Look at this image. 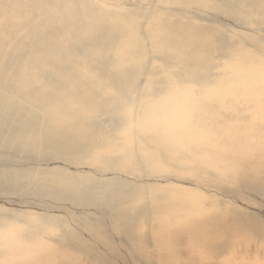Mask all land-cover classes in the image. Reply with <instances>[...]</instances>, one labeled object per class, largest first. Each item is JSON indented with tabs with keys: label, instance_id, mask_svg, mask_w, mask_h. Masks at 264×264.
<instances>
[{
	"label": "bare ground",
	"instance_id": "obj_1",
	"mask_svg": "<svg viewBox=\"0 0 264 264\" xmlns=\"http://www.w3.org/2000/svg\"><path fill=\"white\" fill-rule=\"evenodd\" d=\"M39 1L41 6L50 8L52 18L32 7L26 9L21 0H15L16 9L27 16L22 23L27 26L26 32L33 39L28 43L21 39L20 45L15 44L16 48L3 55L0 64V198L6 190L7 198L17 208L22 203L19 199L41 197L33 185L39 182L77 191L82 196L87 191H100L108 196L114 194L115 202L110 203L112 205L98 204L84 213L89 214L86 226L97 234L106 235L102 236V240L110 251L107 252V259H101L85 236L74 229H65L60 224H56L59 235L56 239H51L55 246L43 242L28 246L46 228V224L40 219H32L25 222L24 229H14L17 232L15 235L9 231L10 227L6 230L0 224V241L6 246L0 252V257L10 253L6 255L5 264H194L190 259V263L185 262L183 253L188 249L191 251L202 247L207 250L202 257L197 256L196 264H211L216 259L222 260L224 264H250L252 259L261 261L257 251L244 255L246 257L239 256L241 249L250 242H237L248 240L245 235L247 232L244 234L238 229L240 224V229L247 227L264 232V220L260 219V216L264 217V212L253 207L233 206L228 203V199L244 201V205L248 203L264 209V123L253 120L262 108L246 116L241 114L244 112L242 107H222L226 100L220 103L209 102V110L205 113L206 123L215 125L221 131L235 128L241 137L224 150H209L205 154H199L196 145L190 148V122L184 125L176 112L171 114L173 119L166 122L164 118L169 114L163 112V106L187 112L190 116V100L182 102L179 99H169L168 96L176 94L182 85H191L196 90H201L204 87L210 88L213 83L221 84L223 78L211 74V71L216 64L225 65L231 55H241L240 69L232 71L231 75L247 73L242 83H249L251 86L253 81L258 80V74H264V67L254 68L257 60L247 57L250 52H239L235 47L229 50L224 33H219L223 31L221 28L217 29L210 24L204 27L196 22L224 23L250 32L251 35H246L244 42L251 46L254 52L251 56L264 57V48L261 49L256 43L262 38H254L253 30L245 25L251 22L255 26L264 25V0H192L190 4L186 3L187 0H160L157 3L160 13L153 16L143 31L146 12L131 13L136 10V6L122 3L120 6L123 8L116 10L104 0ZM146 1L148 4L152 3L151 0H140ZM27 2L34 4L35 0ZM255 2L262 5L261 12H258ZM191 7L193 10H190ZM234 13H240L241 16L235 18ZM87 14L93 19L88 20ZM190 16L196 23L185 21ZM232 19L234 22H231ZM222 41H225V46ZM119 45L123 46L122 50L118 48ZM147 51L150 52L151 59ZM215 56L220 57L217 62L212 60ZM139 59L149 61L151 67L148 71L139 69L143 65L138 63ZM262 62L264 65V61ZM139 73L148 79L138 83ZM68 75H80L84 80L79 82L72 79L71 86L68 87ZM157 86L159 89L155 92L153 89ZM22 88L28 89L21 91ZM80 88L93 96L103 93L106 99L83 101L71 110L67 106L56 104L55 97L49 98V110H55V117L63 121H49L46 124L35 114L41 108V101L32 114L31 108L27 106L30 115H24L28 111L19 106L28 100H46L53 91H61L63 95L77 99V96H71L70 91ZM263 90L264 81H261L254 86L252 92ZM136 93L138 97L134 101L132 95ZM121 96L127 98V106L139 103L137 109L131 110L127 116V120H132L133 117L139 119L136 120L140 130L137 131L138 140L142 142L149 136L157 138L156 133H159V141L151 143L157 149L180 139L182 142L174 146L170 156H178L180 162L201 167L204 178L210 177L207 181L215 194L201 198L208 202L209 208L206 210L196 205L190 207V204L176 202L187 199V193H190L187 188L161 187L151 193L149 201H158V215L166 217L160 227L161 237L157 239L155 246L147 240V232H141L144 226L145 230L148 229L149 215L138 217L134 207L125 206L126 202L131 201V197L139 198L138 194L120 188L117 182L103 181L98 174L87 182L72 178L63 171L84 173L86 170L79 168L77 163L74 167L66 164V161L74 152H86L92 146L104 148L98 138L107 137L111 139L108 143L112 145L118 143V137L111 129V121L116 116L114 110L123 107L117 104ZM144 98L150 100L145 101ZM151 99H155L160 106L151 112L141 113L143 105ZM228 100L231 101L230 98ZM107 106L109 110H105ZM87 112L93 117L82 118L78 115ZM261 115L264 116L263 113ZM232 120H237V125L227 127L224 124ZM174 125L180 127L181 131L170 133L169 138L167 136L161 139V132L163 134ZM245 128H249L250 132H245ZM209 141H196L195 144L200 147L209 144ZM118 144L122 146L121 143ZM253 150L258 154L255 157L252 154L242 155L243 151L251 153ZM17 154L22 155L19 156L20 161L15 160ZM167 156L162 151H156L155 160L159 167L168 162ZM26 158H29L27 163L24 162ZM36 159L43 162L56 161L53 166H60L61 169L43 171L35 166ZM131 159L136 163L135 168L138 167L143 172L138 165L144 167L145 160L134 152L113 157L109 165L125 166ZM46 166L50 167L51 164ZM0 203L8 206L1 200ZM29 204L31 208L34 207L33 203ZM40 208L42 215H47L46 212L51 209L48 206ZM165 208H168L166 212ZM12 213L17 212L13 209L0 212L2 216L13 218ZM62 222L67 223L68 220ZM138 228L140 231L136 233ZM108 231L114 238H118L117 242L110 239ZM78 240H82L84 244L78 243ZM177 241L182 242L184 251H181ZM16 244L20 249L23 246L25 251L19 259L14 260L15 254L10 252V248L16 247ZM68 251H74L78 256H73ZM159 258L161 259L158 260Z\"/></svg>",
	"mask_w": 264,
	"mask_h": 264
},
{
	"label": "rangeland",
	"instance_id": "obj_2",
	"mask_svg": "<svg viewBox=\"0 0 264 264\" xmlns=\"http://www.w3.org/2000/svg\"><path fill=\"white\" fill-rule=\"evenodd\" d=\"M23 4H25L26 9L29 7H32L35 11L40 13H46L48 18L53 17V13L48 7H43L39 3V0H35L34 4H31L27 2V0H21ZM107 5H110L111 7H115L116 10H119L121 7L120 5L122 3H125L129 6H136L135 9L131 13H134L136 11H144L146 12V18L144 19V23L142 24V31L146 28V25L151 21L153 16L156 13H160V10L158 9L157 3H159L160 0H151L152 3L148 4L146 2H140V0H109L107 2ZM192 0H187L186 3L190 4ZM247 1V0H245ZM112 2V3H111ZM141 4H144L142 6ZM255 5L257 7L258 12L262 11V5L257 2H255ZM127 7V6H126ZM140 8V9H138ZM100 9V8H99ZM167 10V9H165ZM190 10H193L191 7ZM92 11H95V9H92ZM195 11V10H194ZM241 14L234 13V17H240ZM24 18H27L25 13H21L16 9L15 6V0H0V64L2 62L3 55L12 50L15 47V44L20 45L22 43L21 39L28 43L32 41V37H30V34L27 33V26L23 25L22 20ZM192 16H190L189 19H186L185 21H192V23H196L197 25L201 26H208V24L213 25L217 29H222L223 31H219V33H224L226 39L229 43V50L232 48H236L237 51L247 50L250 52V56H247L248 58H255L257 60V65L254 68H263V62L264 57L262 55H256V57H252L251 53L252 48L249 44H246L244 42L246 35H251L250 32L244 31L240 28H236L233 25H228L224 23H212L209 21H193ZM87 19L92 20L88 14ZM148 20V22L146 21ZM231 22H234V19L231 20ZM250 29L253 30L252 35L254 38L259 39L258 43L262 48H264V25H254L253 22L245 24ZM259 26V27H258ZM263 28V29H262ZM260 29V30H259ZM263 31V32H261ZM218 34V33H216ZM262 40V41H261ZM223 44H226L225 41H222ZM225 46V45H224ZM119 49H123L122 45H119ZM20 50V49H19ZM18 50V51H19ZM148 52V51H147ZM262 52L264 54V49H262ZM148 57L151 59V54L148 52ZM147 57V58H148ZM219 56H215L212 58L213 62H217L219 60ZM139 59L138 63H141L142 66H140V70L144 69V71H148V68L151 67V64L149 61L143 62ZM240 62H241V55H231L225 65L216 64L214 68L211 71V74L218 75L219 77L223 78L221 84H212V86L204 87L201 90H196L194 86L191 85H182L179 91L176 94L169 95V99H179L182 102H186L190 100V116L187 112H179L175 109H171L167 106H163V112L165 114H169L167 118H164L167 122L169 119H173L172 113L176 112L178 114V119L180 122H182L184 125L190 122V148L194 147L196 145L198 148L196 149L199 154H205L204 152H207L209 150L213 152H217L220 150H224L228 146H232L233 143L236 142V140H239L241 137V134L237 132V130L231 129L230 131H221L218 129L215 125H209L207 122V119L205 117V113L209 110V102L214 103H220L226 100V103L222 105V107H229L236 109L238 107H242L244 110L243 113L246 116L252 111H255L256 109L262 108L261 111H259L256 115V117L253 118V120L258 123H264V90L258 91L257 93L252 92L253 88L256 84H259L261 81H264V74H258V80L253 81L251 83V86L249 83H242L244 79L247 77V73H243L241 75H231L232 71H237L240 69ZM239 65V66H238ZM236 68V69H235ZM21 75L22 73L19 72ZM226 76V77H225ZM159 79V77H156ZM82 82L84 78L80 75H75L74 77L72 75L66 76L67 86L70 87L71 80ZM148 78L146 76L141 75L140 73L137 76V82L141 83V81H146ZM175 80V79H174ZM28 88H22L21 91H26ZM159 89V87H154V91L156 92ZM71 96H77V99H74L70 96H65L62 94L61 91H53L49 97L46 100H28L25 102V104H19L20 107L26 109L28 112H24V115H30V111L28 110L29 106L31 108V114L35 112L36 107L39 105V101H41V108L36 111V115L42 119V122L46 124V122H55V121H63V119H57L55 117V110L50 111L48 101L49 98H56L55 103L58 105H64L67 106L69 109H74L78 106V104L82 103L83 101H103L106 99V96L103 93H99L96 96H93L91 93L86 91L84 88H80L78 90H71L70 91ZM256 95V96H255ZM138 97V94L132 95V100H136ZM235 99H231V98ZM255 97V98H254ZM230 98L231 101L228 100ZM49 99V100H48ZM145 101L150 100L149 98H144ZM125 100L127 98L125 96H121L117 100V104H121L122 109H115L114 112L116 114L115 118L111 121V129H113V132L118 137V143H121L122 146H120L118 143L115 144H109L108 141L111 140L107 137H100L98 139L101 140L102 146L104 148H97L96 146L89 147L86 152L76 153L74 152L71 158H69L66 161V164H72L74 167L77 163V166L79 168L85 169L86 171L84 173H74V171H67L63 170L64 173L68 174L72 178H80L84 181L89 182L92 178L96 177L95 174L101 175V179L107 183L109 182H117L120 188H123L124 190H128L131 193L138 194L137 198L131 197V201L128 203H125V206L128 207H134L136 210V215L138 217H141L143 215H149V226L148 229L145 230V226L141 229L142 233L147 232V240L150 241L154 246L155 242L159 237H161V226L164 224V219L166 217L160 216V209H159V203L156 200H150V194L153 192L158 191L161 187L165 188H172L173 186H177L178 188H187L190 190V193H187V199H182L181 201H176L181 204H190V207L192 205L199 206L203 209H208L209 205L206 200H201L202 197L215 195L210 190L209 187V178H204L203 176V170L201 167H194L192 165L184 163V161H179L178 156H170V152L175 149V145L181 143L182 141L180 139L176 140L174 143H167L162 145L161 148H153L151 143H155L159 141V133L157 134V138L155 136H149L148 138H145L140 142L138 140V132L140 131L137 127L136 120L138 118H132L127 120V116L129 115V112L131 110L137 109L139 103L135 102V104L130 107L127 106L125 103ZM244 104V105H243ZM163 105V104H162ZM179 105V104H178ZM35 106V108H34ZM160 104L157 103L155 99H151L148 103L144 104L142 107L141 113L151 112L155 110L157 107H159ZM246 106V107H245ZM263 106V107H262ZM110 108L107 106L105 107V110H109ZM162 110V109H161ZM78 115L82 118L84 117H93L90 112H87L84 115H81L78 113ZM263 117V118H262ZM177 119V121H178ZM139 120V119H138ZM252 120V119H250ZM260 120V121H259ZM50 121V122H49ZM197 123H201V125H197ZM179 124V123H178ZM224 124L229 126L237 125V120H232L230 122H224ZM182 125V124H181ZM175 126V128H174ZM172 129H167L165 132L160 134V136L163 138H166L170 133L173 132H180L181 128L177 127V125H174ZM138 131V132H137ZM171 131V132H170ZM245 132H250L249 128L244 129ZM252 134L256 135L255 132ZM169 138V136H168ZM121 139V140H120ZM157 139V140H156ZM209 139V144H204L199 147L198 144H195L196 141H206ZM260 139V138H259ZM122 141V142H121ZM200 143V142H199ZM107 145V147H106ZM143 146V148H141ZM162 151L168 156L166 157V160L168 162L164 163L162 167H159V163L155 157L156 151ZM130 152H134L136 155H138L141 158H144L145 166L143 167L141 164L138 166H141L143 169V172H140L138 170V167H136V163L133 159L129 161V163L125 166L123 165H109V163L112 161L113 157L117 155L129 154ZM264 155V150L262 151ZM181 154V153H176ZM246 154H252V157H255L257 152L256 150H253L251 153H247V151H243L242 155ZM254 155V156H253ZM258 155V154H257ZM19 156H22L21 154H17L15 160H19ZM155 157V158H154ZM24 162H29V158H26ZM56 163V161L51 162H43L39 159L35 160V166L37 168H40L43 171L52 172L55 169H61L60 166H53V164ZM119 163V162H118ZM175 163H178L176 166ZM47 164H51L50 167H47ZM134 167V169H132ZM162 171V172H160ZM203 172V173H202ZM205 179V180H201ZM36 187V193L41 195L39 198H29V199H19L22 201L21 204L17 205V208L15 207V203L7 198L6 190L2 192V197L0 198L2 203H6L8 206H2L0 203V212L1 210H15L17 213H12L13 218L8 217L7 215L2 216L0 214V224H3L4 229L8 230L9 227L11 228L9 231L11 234L15 235L17 232L13 231L14 229L21 228L20 230L25 228V222L30 221L32 219H40L41 222L46 224V228L44 231L36 236V239L29 242V245H35L37 242H43L45 244H50L53 242L51 239H56V237L59 235L60 231L56 227V224H60L63 228L71 230L74 229L78 233L85 236L94 246V249L97 251V253L100 255L101 259H107V252L110 250L106 248V243L103 242L102 236L97 234V232L91 230L87 224L86 218L89 214L85 215L84 213H87L91 207L95 205H102V204H110L115 202L114 194L111 196L106 195L103 192L95 191V192H85L84 196H82L77 191H69L65 188H61L58 186H54L49 183H36L33 184ZM105 190H110L109 188H105ZM214 190V189H213ZM161 191V190H160ZM94 196H93V195ZM250 197H253L252 195H249ZM248 196V198H249ZM197 199H200L197 200ZM239 201V200H238ZM244 201L237 202L234 199H228V203L233 206H244V207H253L254 209L258 210L259 212H264V209L248 205V203L243 204ZM29 203L34 204V209L31 208ZM112 205V204H110ZM50 207L51 209L48 210L46 213L47 215L41 214V208L40 207ZM257 207V208H256ZM116 209V208H115ZM250 209V208H249ZM119 210L118 208L116 209ZM168 208H165L164 211L166 212ZM45 211V210H43ZM249 212V211H248ZM98 219L100 217L96 214L95 215ZM264 216V215H263ZM16 219H19L17 221ZM68 220L67 223H63L62 220ZM260 219L264 220V217L260 216ZM61 222V223H59ZM153 224V225H152ZM241 224L239 225L238 229L242 230L244 234L246 235L245 240H239L237 244L244 243V242H250L248 246L243 247L241 249V252L238 253L239 256L244 255H251L254 254V251H257L260 254V260L261 261H255L252 259L250 264H264V232H262L259 229L250 230L247 227H241ZM2 227V228H3ZM243 228V229H242ZM150 229V230H149ZM1 230V229H0ZM160 230V231H159ZM140 229L136 231L138 233ZM155 231V232H154ZM249 231V232H248ZM254 231V232H253ZM150 233V234H149ZM156 233V234H155ZM257 233V234H256ZM108 235L110 239L114 241H118V238H114V235L108 231ZM260 239V240H259ZM22 241V239H20ZM102 240V241H101ZM179 248L181 251H184L182 242L177 241ZM258 242V244L256 243ZM18 243V242H17ZM78 243L84 244L82 240H78ZM122 243V242H120ZM101 244V245H100ZM167 244V243H166ZM53 246L54 244L51 243ZM16 247L10 248V252L15 254V259H19L20 255L24 253L25 248L21 249L19 248L18 244L15 245ZM55 246V245H54ZM6 246H3L0 241V252L4 249ZM198 250V251H197ZM206 247L198 248V249H192L189 251H185L183 253V259L184 261H188L190 263V260L194 262V264L197 263V256L202 257L206 251ZM7 251V250H6ZM18 251V252H17ZM73 256H78V253L74 251H68ZM124 252V251H123ZM132 252L133 249H132ZM195 252V253H194ZM190 253V258H188ZM10 253H6L5 256L0 257V264H5L7 262L6 255ZM262 254V256H261ZM244 256V257H246ZM193 257V258H191ZM159 258L158 260H160ZM190 259V260H189ZM195 260V261H194ZM185 261V262H186ZM156 263V261H155ZM224 264L222 260H213L211 264Z\"/></svg>",
	"mask_w": 264,
	"mask_h": 264
}]
</instances>
